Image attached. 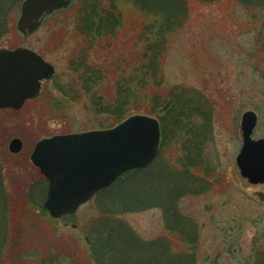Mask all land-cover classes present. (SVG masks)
<instances>
[{
  "label": "rangeland",
  "instance_id": "374dc122",
  "mask_svg": "<svg viewBox=\"0 0 264 264\" xmlns=\"http://www.w3.org/2000/svg\"><path fill=\"white\" fill-rule=\"evenodd\" d=\"M23 1L0 0V50L29 48L53 65L56 75L44 85L41 99L29 101L21 113L0 111V179L7 196L16 201L10 210L38 219L33 233L25 237L30 244L21 264H98L89 248L97 250L98 240L109 236L117 239L116 247L122 244L133 251L138 263L163 261L161 250L167 248L171 258L165 264H264V206L255 199L258 188L241 177L236 164L242 148V116L254 109L252 100L264 103V0H187L186 16L178 18L171 34L165 33L168 48L160 91L171 95L180 111L173 121L167 113L160 119L166 126L159 158L141 176L125 179L133 190L125 199L128 206L96 198L75 215L52 223V228L42 215L47 183L31 163L34 147L52 136L101 130L100 125L114 120L108 114H93L69 69L71 54L80 43L74 12L55 16L24 39L16 30ZM119 4L124 25L116 45L111 51L104 46L92 51L89 59L94 69L108 70L100 86L106 97L112 92L117 63L129 58L124 51L129 34L148 23L130 1ZM60 90L77 102L59 103L64 98ZM261 121L264 125V112ZM16 138L24 148L15 156L9 145ZM255 138H264V126ZM193 144L199 147V156L194 155ZM192 150L191 158L187 153ZM189 159L197 168L183 166ZM192 175L198 178L193 183ZM178 178L183 180L177 182ZM31 191L38 198L29 199ZM167 191L180 192L175 208L182 222L169 218L167 200L172 202L173 197L169 199ZM5 214L0 208V241ZM155 248L161 249L158 258ZM108 257L101 264H110L112 253Z\"/></svg>",
  "mask_w": 264,
  "mask_h": 264
},
{
  "label": "trees",
  "instance_id": "16d2710c",
  "mask_svg": "<svg viewBox=\"0 0 264 264\" xmlns=\"http://www.w3.org/2000/svg\"><path fill=\"white\" fill-rule=\"evenodd\" d=\"M120 1L122 0H79L69 11L74 12L76 16V35L77 39L80 41V43H78V48L72 52L69 59V69L77 77L81 93H84L83 95L89 101L93 114H95V116L108 114L114 120L113 124L108 123L110 125H100V129L113 128L134 115L153 116L163 121V113H167L172 117L171 121H173V117H178L180 111L177 105L178 103L170 100L171 95L164 96L160 91L164 85V81L161 77L162 64L168 48V41L165 37V33L171 34L179 21L178 18L181 19L186 16L188 7L187 0H128L133 4V8L137 12L143 14L146 20L148 19V23H142V30L139 31V29H136V33L134 31L131 32L132 34H129L132 35V37L128 40L127 48L124 50L129 55V58L123 62L117 63L115 70L112 72L114 76L112 92L106 97L100 93V86L103 84V81L107 79L108 70H102L100 68H98V70L94 69V67H91L89 64V59L90 53H93L92 51L96 52L103 46L104 50L111 51L116 45V41H118L117 39L119 37L118 31L122 29L124 25L123 13L119 9ZM118 73H121L120 78H117ZM60 93L64 98H61L62 100H60L61 102L59 103L63 102L71 106L73 103L77 102V100L72 101L73 99L68 100L70 97L66 94L65 90H60ZM45 95L47 100L48 92ZM47 101L49 105V100ZM59 110V112H61V106H59ZM189 115L190 113H185V116ZM175 124V126H177L180 123L178 121V123ZM161 125L162 128L166 126L165 124ZM178 128L180 127L178 126ZM196 140L197 138L194 139V143ZM192 147L196 149L194 155L198 154L199 156V154H201L199 153V147H194V144ZM187 154H191L192 158L193 150ZM190 161L191 159L185 162L183 166L197 168L196 165L193 162L190 163ZM189 165L192 166L189 167ZM144 171L146 170L134 171L125 175L109 190L99 194L98 198L103 199L105 197L107 200L110 199L112 203L119 206L122 204L128 206V204L125 203V199L133 190L129 191L128 186L124 184L125 179H127L129 175L141 176ZM168 176L174 178V176L169 173ZM194 177L195 176H193V178ZM190 178L192 181L190 180L189 182L193 183V178L189 177V179ZM195 178L197 179V177ZM181 180H183V178H178L177 182ZM172 181H174V179H172ZM2 185L0 179V208L6 212L4 238L0 241V264H21L22 260L20 257L28 256L26 245L30 244L29 239L25 240V237L27 234L33 233V229L38 224V219L37 217L30 216L28 213L23 214L20 211L10 210V207L16 201L12 197H9L10 194L8 189ZM32 192L33 191H31V195H29V199L31 197L33 199L38 198L37 194ZM166 193L169 199L173 197L172 202L167 200L170 206L167 210L170 212L169 218L171 220L175 218L182 222L180 216L176 214L177 209L175 208V201L179 193L170 194L169 191ZM42 210L43 217H47L48 220L46 221H49V227L52 228L53 226H51V224L55 223V221L50 219L44 208ZM39 220L41 224V219ZM46 221L45 223H47ZM13 223L15 224L13 225L14 234H11ZM118 239H121V236H119ZM116 240L117 239L109 236L107 239L98 240L97 250L96 248H92L93 246L89 248L90 256L95 260V263L98 262V264H101V261L102 263L107 261L106 259H110L108 256L111 253L113 258L110 264H122L123 259L126 260L125 264L138 263L133 251L130 253L128 247L123 249L121 248L123 246L122 244L120 247L115 246ZM114 246L116 248H114ZM160 250L159 248H155L156 253L154 255L157 256V258V254ZM161 251L163 252L160 259L163 258V261L159 259L160 261L157 264H165L166 259L171 258L167 248H162ZM125 252H128L126 255L127 257L122 258L121 256ZM175 258L177 260V258L180 257ZM153 263L154 262H145L142 260V262L138 264ZM181 264H183V262Z\"/></svg>",
  "mask_w": 264,
  "mask_h": 264
},
{
  "label": "water",
  "instance_id": "95a60500",
  "mask_svg": "<svg viewBox=\"0 0 264 264\" xmlns=\"http://www.w3.org/2000/svg\"><path fill=\"white\" fill-rule=\"evenodd\" d=\"M75 0H26L17 23L18 33L29 38L53 15L67 10ZM55 67L30 49L0 51V110H21L38 99L42 85L53 79ZM256 117H243L244 146L237 159L243 178L264 184V140L253 141ZM162 142L158 120L134 116L108 131L56 136L37 144L31 161L49 183L45 208L55 219L74 214L99 191L124 174L148 167L158 156ZM14 139L12 154L23 151Z\"/></svg>",
  "mask_w": 264,
  "mask_h": 264
},
{
  "label": "flooded vegetation",
  "instance_id": "af4514ba",
  "mask_svg": "<svg viewBox=\"0 0 264 264\" xmlns=\"http://www.w3.org/2000/svg\"><path fill=\"white\" fill-rule=\"evenodd\" d=\"M252 101H254L255 106H254V109L250 110V111L253 112L257 116V127H256L255 131H258L260 128H263V126H264L263 122L261 121V113L264 112V103H262V101H258V100H252ZM240 128H241V126H240ZM258 139H261V138H257V140ZM197 179L194 177L193 182L197 181ZM255 187L258 188L255 199L257 202H259L261 205L264 206V189H262V188H264V184L263 185H257Z\"/></svg>",
  "mask_w": 264,
  "mask_h": 264
}]
</instances>
